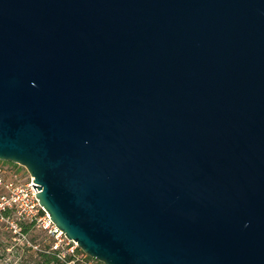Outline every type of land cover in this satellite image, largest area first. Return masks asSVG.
<instances>
[{
    "label": "water",
    "instance_id": "obj_1",
    "mask_svg": "<svg viewBox=\"0 0 264 264\" xmlns=\"http://www.w3.org/2000/svg\"><path fill=\"white\" fill-rule=\"evenodd\" d=\"M0 159L104 264H264V0H0Z\"/></svg>",
    "mask_w": 264,
    "mask_h": 264
},
{
    "label": "built area",
    "instance_id": "obj_2",
    "mask_svg": "<svg viewBox=\"0 0 264 264\" xmlns=\"http://www.w3.org/2000/svg\"><path fill=\"white\" fill-rule=\"evenodd\" d=\"M4 172L3 167L0 166V187L4 189L0 193V214L10 211L8 216L2 215V217L9 222L15 238L29 242L28 234L22 229V222H33L38 229L52 238L51 250L59 259L67 261V264H75L77 261L91 264L89 255L75 240L66 236L40 204L37 197L38 184L35 183L34 177L27 173V178L22 180L20 175L15 174L13 179L5 180ZM33 184H37L38 191ZM32 246L38 248L37 245Z\"/></svg>",
    "mask_w": 264,
    "mask_h": 264
},
{
    "label": "rangeland",
    "instance_id": "obj_3",
    "mask_svg": "<svg viewBox=\"0 0 264 264\" xmlns=\"http://www.w3.org/2000/svg\"><path fill=\"white\" fill-rule=\"evenodd\" d=\"M0 166L4 169L3 178L5 180L13 179L15 174L20 175L22 180L27 178V169L17 163L4 161L0 159ZM3 187H0V193L3 192ZM40 235L38 241L41 239L44 243L49 242V236L38 228H34L28 234V241L16 239L13 231L4 217L0 214V264H34L36 251L38 248L32 246L37 245L38 242L32 240L33 234ZM94 259V258H93ZM91 264H104L97 259H90Z\"/></svg>",
    "mask_w": 264,
    "mask_h": 264
},
{
    "label": "trees",
    "instance_id": "obj_4",
    "mask_svg": "<svg viewBox=\"0 0 264 264\" xmlns=\"http://www.w3.org/2000/svg\"><path fill=\"white\" fill-rule=\"evenodd\" d=\"M9 210L4 211L2 213L3 216H8L9 215ZM34 228H37L33 222H22V229L24 232L29 234ZM40 230V229H39ZM42 231V230H40ZM38 238H40V235H37L36 233L33 234L32 240L35 242H38L39 247L38 250L36 251L35 259H34V264H67V261H63L59 259L54 251L51 250V242L52 238L49 237V242L44 243L43 240L41 239L38 241ZM89 259L94 260L92 257H88ZM71 258H68L70 260ZM75 264H84L81 262H76Z\"/></svg>",
    "mask_w": 264,
    "mask_h": 264
}]
</instances>
